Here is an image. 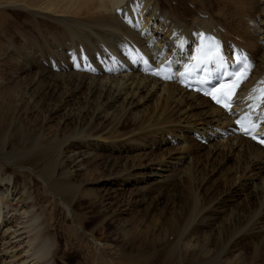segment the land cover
Segmentation results:
<instances>
[{"label": "rangeland", "instance_id": "obj_1", "mask_svg": "<svg viewBox=\"0 0 264 264\" xmlns=\"http://www.w3.org/2000/svg\"><path fill=\"white\" fill-rule=\"evenodd\" d=\"M154 1L158 8L173 14L178 12L187 19L201 13L210 17L226 14L231 24L239 23L238 26L252 30L259 28L263 20L259 0ZM16 2L0 0V200L9 197L12 187L9 180L13 177L20 188L25 186L26 196L35 202L33 209L42 213L46 236L55 238L57 257L52 261L57 260L55 264H193L191 255L201 250L217 257L215 264H264V239L259 234L246 233L264 222V191L261 190L260 199L252 198L251 190H242L238 184L239 180L249 182L250 173H240L237 180L223 171L232 167L236 158L228 160L219 170L223 161L206 159L204 151L193 146L191 136L180 132L177 126H159L162 130L166 128L165 133L137 137L135 134L144 127L135 128L130 120H125L117 128V134H103L92 118L97 97L90 98L86 88L71 79L55 83L50 78L69 74L59 70L62 59L55 40L59 24L48 17L33 15L15 5ZM259 43L264 44L262 40ZM188 113L176 123L193 125L196 119ZM151 115L147 112L144 119L148 121ZM145 131L148 129L144 128ZM92 136L100 138L94 144H99L97 156L87 155L80 161L76 153L83 146L85 150L92 147L94 142L83 141ZM174 137L191 148L192 159L199 156L192 162L198 169L196 173L195 168L188 174L182 172L184 168H171L164 174L166 177L158 178L156 171L141 168L170 156L177 157L176 151L172 152L178 148ZM53 139L63 148L58 163L37 157L39 147ZM111 140L120 146L119 152L112 154L107 148L113 143ZM132 141L137 144L135 147ZM202 144L208 145L203 141ZM148 152L151 159L139 158ZM9 154L13 158L3 161ZM116 176L125 177L122 184L107 185V180ZM194 177L197 182L193 184ZM44 178L49 182L70 183L73 191H63L61 197L52 196L44 187ZM259 183V187L264 186L261 181L253 182ZM227 192L232 201L221 207L219 203ZM216 202L220 209H216ZM191 213L197 219L192 217L188 227ZM214 219L212 229L209 223ZM240 224L248 228L242 230ZM178 240V255L171 258L167 251ZM96 244L105 246L100 250Z\"/></svg>", "mask_w": 264, "mask_h": 264}, {"label": "bare ground", "instance_id": "obj_2", "mask_svg": "<svg viewBox=\"0 0 264 264\" xmlns=\"http://www.w3.org/2000/svg\"><path fill=\"white\" fill-rule=\"evenodd\" d=\"M259 1L262 6L260 15L263 20L261 26L253 30L244 26L240 27L238 26L239 23L233 22L234 24H231L232 22L228 21L226 14L222 15L223 17H215L214 15L210 17V15L201 13L196 14L197 16L194 17L192 15V18L189 19L183 18L178 12L173 14V12L158 8V3L154 0H17L15 5H20L33 15L48 17L59 24L60 28L57 26L59 29L56 31L57 38L55 40L60 49L62 65L61 69L58 68L60 72L63 70L69 74L62 73V75H58L56 73L57 75L50 76V78L55 83L61 80L67 82L71 79L79 83L80 87H85L90 98L97 97L94 103L97 107L92 118L98 124L97 129H101L103 134L112 136L113 134L110 133H116L117 128L125 120H130L135 128L144 127L148 129V131H145L146 133L144 128L141 133H136L135 136L137 137L140 135L154 137L157 134H162L166 128L162 130L163 128L159 126L169 128L177 126L181 129L180 132L182 131L191 136L193 146L198 147L199 151H204L207 155L206 159L215 162L217 160L223 161L221 167L217 166L220 167L219 170L224 167L228 160L236 158L233 166L223 168L225 169L223 171H227L228 176L237 180L241 178V176L238 177L240 173H250L248 176L249 182H240L239 180L238 184L242 190H251L252 198L260 199V195H263L261 190L264 191V186L259 187L260 183L253 184V182L261 181L264 184V148L240 134H238L239 136H232L234 134L232 118L235 114L229 116L220 108L214 106L208 99L187 91L176 83H164L145 73V68L148 66L158 67L169 60L175 61L176 64H184L186 61L193 59L195 56L193 46L198 45L200 33L204 31L215 34L221 39L225 53L232 54L234 48L238 47L241 53L249 56L254 65L251 78L244 85L241 93L243 97L245 96L242 100V106L244 107L242 113L253 106L257 107V111L264 108V102H260L255 98L249 99L250 95L258 97L254 96L252 90L262 85V81L264 82V44L260 45L259 43V40L264 42V0ZM117 10H121L122 13H117ZM131 20L140 26L141 32L137 29V26H134L135 24L130 23ZM146 20L148 23H145ZM146 24L148 25L146 27L148 31H143L142 29ZM182 41L183 45L181 46ZM135 48L140 49L143 54L139 55ZM71 66L77 72L73 71L74 69L71 71ZM181 68L180 66L178 74L182 70ZM147 112L152 114L151 117L148 116V121L144 119ZM187 112L195 117V123L193 121V125L185 124L186 126L176 123L177 120H181L182 116L187 115ZM259 116L260 119L264 120L263 113H259ZM145 121L146 124H144ZM228 132H231L232 135L227 138L222 135ZM159 136L161 137V135ZM98 138L99 136H92L83 139V141L88 140L89 143L91 141L94 143L90 149L87 150V146L85 150L83 146L76 153L80 161L84 160L87 155L97 156L96 150H98L99 144L97 143L95 146L94 144L100 139ZM174 139L173 141L176 146L178 145V148L173 149L172 152L176 151L175 155L177 157L170 156L163 162L157 164L152 162L153 165L147 164L141 168L156 171L155 176H158V178L166 177L164 174L170 172L171 168H180V170L184 168L182 172L188 174L190 171L191 173L192 169L195 168L192 162L198 159L199 156L195 155L192 159V156H190V153H192L191 148L184 146L183 142H178L175 137ZM115 140L118 141V139ZM204 140L208 142V145L202 144ZM111 141L113 142V140ZM114 142L107 145L112 154L119 152L120 147ZM132 143L135 144L133 141ZM62 149V145L53 139L47 145L39 147L40 154L37 157L51 158L58 163V159L62 157ZM149 156V152L142 153L139 158L151 159ZM12 158L13 156L9 154L4 156L3 161L9 162L8 160ZM197 171L196 167L194 172ZM60 175L65 177L64 173ZM45 179H43L44 187L52 196L61 197L63 195L61 192L73 191L72 187H69L70 183L67 184L62 181L49 182L46 179L47 182ZM124 179V176H116L107 180V185H121ZM195 180V177L192 178L191 183L194 184ZM10 181L12 187L9 189V197L0 200V264H55L57 260L52 261L53 258L57 257V250H54L55 244H53L55 238L46 236L47 228H44L45 223L42 219V213L39 210L38 213L33 209L36 206L35 202L30 201L31 198L26 196L25 186L20 188L19 182L14 177ZM214 182L216 183L217 180ZM219 187L221 186L219 185ZM247 194L250 196L249 193ZM228 196L229 193L227 192L220 203H215L216 209H220L218 203L221 207H225L227 203L232 201H229ZM262 198L264 204V197ZM192 217L195 219L194 214L191 213L187 226ZM215 220L209 223L211 227L215 225ZM240 225L242 230L248 228L243 224ZM257 227L247 229V235L259 234L264 239V222L261 227ZM178 243L179 240L167 251L171 258L178 255ZM104 246V244H96V247H100V250ZM204 250L208 251L207 248ZM208 254L205 251L197 250L191 255V260L193 264H200L196 263L200 259H206L202 264H215L217 257ZM208 257H211L212 260H209Z\"/></svg>", "mask_w": 264, "mask_h": 264}, {"label": "snow or ice", "instance_id": "obj_3", "mask_svg": "<svg viewBox=\"0 0 264 264\" xmlns=\"http://www.w3.org/2000/svg\"><path fill=\"white\" fill-rule=\"evenodd\" d=\"M203 35V34H201ZM205 40H207L210 44H212L213 46L210 47L207 52H206V59L203 60V63H219L221 66H223L224 64V57L221 55L220 51H219V42L215 41L214 37H203ZM214 42V43H213ZM183 45V41L181 42V46ZM246 57L243 58L244 61H246ZM243 62V61H242ZM157 75H160V72L155 73ZM164 79H170L171 76L169 75H164L163 76ZM264 83V82H261ZM254 92L257 91L256 89L253 90ZM259 92L261 93V95L259 97H253L250 95L249 99H258L260 102H264V88L259 89ZM211 95V93H208ZM213 99H216V97L213 95ZM217 103H221L220 100H216ZM223 106L225 107V109H229L231 108V102L228 103H224ZM258 119H260V117H258ZM238 123H240V121H238ZM253 128H256L257 125L253 124L252 125ZM245 133L249 134V130L246 128L245 129ZM253 138H257L256 136H253ZM261 143H264V139L260 140Z\"/></svg>", "mask_w": 264, "mask_h": 264}]
</instances>
